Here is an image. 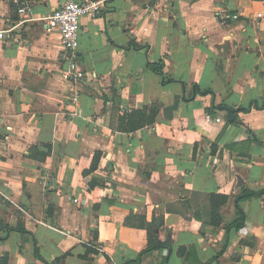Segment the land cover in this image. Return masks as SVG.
Masks as SVG:
<instances>
[{"label":"crops","instance_id":"1","mask_svg":"<svg viewBox=\"0 0 264 264\" xmlns=\"http://www.w3.org/2000/svg\"><path fill=\"white\" fill-rule=\"evenodd\" d=\"M30 1L0 44V264H128L151 232L169 248L138 264H264V194L235 225L242 189L264 191V0H107L81 20L78 83L42 20L66 0ZM21 19L0 0V28Z\"/></svg>","mask_w":264,"mask_h":264},{"label":"built area","instance_id":"2","mask_svg":"<svg viewBox=\"0 0 264 264\" xmlns=\"http://www.w3.org/2000/svg\"><path fill=\"white\" fill-rule=\"evenodd\" d=\"M21 16V22L8 28H0V44L16 32L17 28L25 22L35 20L30 13L32 10L30 0H12ZM107 0H66L51 15L42 18L47 24L59 30L61 45L67 53V66L62 71L64 78L68 81L78 83L86 78V73L80 68L77 61V50L79 47V34L81 20L85 16L95 17L104 10ZM259 14L258 17H262ZM79 95L73 97L76 102Z\"/></svg>","mask_w":264,"mask_h":264},{"label":"trees","instance_id":"3","mask_svg":"<svg viewBox=\"0 0 264 264\" xmlns=\"http://www.w3.org/2000/svg\"><path fill=\"white\" fill-rule=\"evenodd\" d=\"M144 46L138 47L137 48H143ZM147 68L150 70H153L154 72H156L158 75H161L162 77L165 76V65L163 61H159V62H154L151 63L149 62L147 64ZM170 82L173 81L172 79L169 80ZM167 81L165 80V83ZM253 107H257L260 108V106H257L256 103H252L248 108H243V111H249L251 110ZM261 108H264V104L261 106ZM158 113V107L153 106L152 108L148 110L144 109V110H134L131 114H130V119L131 120V124H133L134 127H132L133 129L131 131L137 130L139 128L148 126V125H152L155 121H156V116ZM264 194V191L262 192H252L246 188H243L241 191V194L237 197V206L240 210V214H241V218L236 222V227H240L243 224V221L245 219V214L243 212V210L241 209V207L239 206V202L241 200L244 199H251L255 196H259ZM226 202V197H222V201L218 202L216 201V203L214 202L213 205V211L215 212V215L213 216V223L215 225H220L221 223V218H220V214H219V207L220 205L224 204ZM8 231H13V230H20V231H24L23 230V225H19L17 226V228H12L9 226H6ZM150 243L148 245V247L139 255L138 260L136 261H131L128 264H138L141 261V257L145 252L148 251H152L154 249H164V248H169V244L168 243H163V241L161 242L160 240H158L156 238V236L153 234V232H151L150 234Z\"/></svg>","mask_w":264,"mask_h":264},{"label":"water","instance_id":"4","mask_svg":"<svg viewBox=\"0 0 264 264\" xmlns=\"http://www.w3.org/2000/svg\"><path fill=\"white\" fill-rule=\"evenodd\" d=\"M183 94L182 95H176L175 96V100L174 103L170 106L167 107H163L164 110V117L167 120H172L174 118V112L178 109L177 107H179L180 104V100H184V101H188L189 98H187V92H186V87L183 85ZM197 90L200 91V88L198 86H194L193 87V96L191 98L194 99L197 95ZM214 103H215V98H214ZM214 107H216L219 110L225 111L226 115H227V120L229 122H233L236 118V113H237V108H230V107H226V106H216L215 104L213 105Z\"/></svg>","mask_w":264,"mask_h":264}]
</instances>
